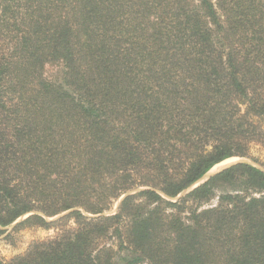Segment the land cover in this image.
I'll return each instance as SVG.
<instances>
[{
  "label": "trees",
  "instance_id": "16d2710c",
  "mask_svg": "<svg viewBox=\"0 0 264 264\" xmlns=\"http://www.w3.org/2000/svg\"><path fill=\"white\" fill-rule=\"evenodd\" d=\"M251 145L264 0H0V234L55 231L11 264H264V170L184 193Z\"/></svg>",
  "mask_w": 264,
  "mask_h": 264
},
{
  "label": "rangeland",
  "instance_id": "374dc122",
  "mask_svg": "<svg viewBox=\"0 0 264 264\" xmlns=\"http://www.w3.org/2000/svg\"><path fill=\"white\" fill-rule=\"evenodd\" d=\"M238 162L249 163L261 170H264V146L251 145L250 150H249V156L247 158H238V157L229 158L228 161L222 164L219 163L215 165L208 172L207 175L199 179L195 184H199V185L202 184V182H204V180L209 175L211 174L213 175L215 174V172L221 170L222 168L229 167ZM135 192L136 191H132V192H129L128 194H133ZM125 196H127V194H124L119 199H117L113 203L110 211L106 212V215L114 214L117 211V208L120 202ZM67 213L68 212H65L53 218H48L47 221H53L59 217L64 216ZM28 215L21 217L16 222H14L11 226L2 228V230H4V233L0 234V257L2 258L4 264H11L12 259L25 254L34 243L43 241L55 235V231L51 228L47 229V228L37 227V226H28V227L25 226V227L14 229L15 225L19 223L21 220H23L25 217H27Z\"/></svg>",
  "mask_w": 264,
  "mask_h": 264
},
{
  "label": "water",
  "instance_id": "95a60500",
  "mask_svg": "<svg viewBox=\"0 0 264 264\" xmlns=\"http://www.w3.org/2000/svg\"><path fill=\"white\" fill-rule=\"evenodd\" d=\"M226 168H228V167H226ZM226 168H222L221 170L215 172V174L218 173V172H220V171H222V170H224V169H226ZM211 169H212V168H211ZM211 169H210V170H211ZM210 170H209V171H210ZM209 171H208V172H209ZM208 172H207L205 175H207ZM205 175H204V176H205ZM213 175H214V174H213ZM213 175H212V174L209 175V176L204 180V182L207 181V180H208L211 176H213ZM204 176H203V177H204ZM203 177H202V178H203ZM204 182H202V183H204ZM197 185H199V184H194V185H192V186H191L189 189H187L184 193H188L190 190H192L193 188H195ZM127 195H129V194H127Z\"/></svg>",
  "mask_w": 264,
  "mask_h": 264
},
{
  "label": "bare ground",
  "instance_id": "6f19581e",
  "mask_svg": "<svg viewBox=\"0 0 264 264\" xmlns=\"http://www.w3.org/2000/svg\"><path fill=\"white\" fill-rule=\"evenodd\" d=\"M228 160H229V159H228ZM228 160H225V161L221 162V164L224 163V162H226V161H228Z\"/></svg>",
  "mask_w": 264,
  "mask_h": 264
}]
</instances>
